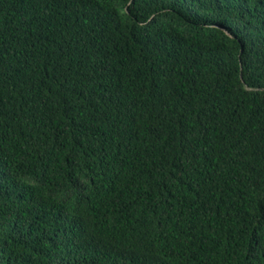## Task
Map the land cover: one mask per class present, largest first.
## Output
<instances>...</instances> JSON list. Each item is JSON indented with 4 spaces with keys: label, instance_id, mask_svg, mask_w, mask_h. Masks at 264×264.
<instances>
[{
    "label": "trees",
    "instance_id": "obj_1",
    "mask_svg": "<svg viewBox=\"0 0 264 264\" xmlns=\"http://www.w3.org/2000/svg\"><path fill=\"white\" fill-rule=\"evenodd\" d=\"M0 264H264V0H0Z\"/></svg>",
    "mask_w": 264,
    "mask_h": 264
}]
</instances>
